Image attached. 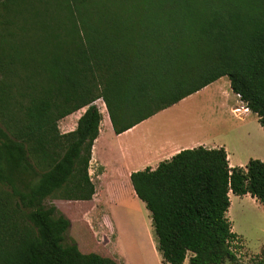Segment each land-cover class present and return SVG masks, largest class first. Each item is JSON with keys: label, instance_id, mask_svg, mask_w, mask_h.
Segmentation results:
<instances>
[{"label": "trees", "instance_id": "obj_1", "mask_svg": "<svg viewBox=\"0 0 264 264\" xmlns=\"http://www.w3.org/2000/svg\"><path fill=\"white\" fill-rule=\"evenodd\" d=\"M224 76L264 127V0H0V264H119L67 242L71 219L46 203L96 194V101L120 134ZM130 178L168 264L236 261L230 193L264 207V161L231 167L224 147Z\"/></svg>", "mask_w": 264, "mask_h": 264}, {"label": "rangeland", "instance_id": "obj_2", "mask_svg": "<svg viewBox=\"0 0 264 264\" xmlns=\"http://www.w3.org/2000/svg\"><path fill=\"white\" fill-rule=\"evenodd\" d=\"M227 80L228 77L225 78V81ZM211 93L212 90L195 94L193 98L180 102L167 114L151 122L148 129L150 127L161 129L159 135L162 138L171 136L173 139L193 140L196 136L215 132L217 128L228 127V118L220 120V124L216 122L217 114L214 107L215 101L218 105L222 104L221 92L218 99L216 96L211 98ZM96 104L103 115L110 117L103 99L97 100ZM244 107L246 105L243 103L234 106L233 114L239 118L243 117L248 112H245ZM85 110L83 108L77 111L73 115L74 119L80 118ZM252 117L248 119L253 125L252 143L244 148L242 156L261 159L264 158V132L259 128L258 120H254L256 116ZM68 122L69 119L61 120L62 132L69 130ZM97 172L98 168L94 162L90 173L96 182ZM123 185V189L129 186L126 181ZM73 201L53 198L46 201L47 204H57L71 219L72 225L67 234V242H77L85 253L96 252L115 258L119 264H168L163 262L161 252L158 250L152 214L143 200L125 193L118 201L111 203H102L98 198H93L90 202ZM229 217L234 231L240 238L233 246L237 255L236 261L227 260L224 264H264L263 205L255 197L236 196ZM190 256L191 253L187 258L188 264Z\"/></svg>", "mask_w": 264, "mask_h": 264}, {"label": "crops", "instance_id": "obj_3", "mask_svg": "<svg viewBox=\"0 0 264 264\" xmlns=\"http://www.w3.org/2000/svg\"><path fill=\"white\" fill-rule=\"evenodd\" d=\"M226 77L227 76H224L216 80L200 91L180 101L185 102L193 98L195 94H201L210 90L213 92L210 94L212 95L211 98L216 96L218 99L221 92V97L223 98L222 104L218 105V102L215 101L214 108L217 114L216 122L220 124V120L224 121V118H228V127H223L221 129L217 128L215 132H208L202 136H196L193 140L189 138L173 139L171 136L162 138V136L159 135L161 129L153 127L148 129L151 122L167 114L172 108L177 107L180 102L156 113L120 134L115 132L111 118L103 115L100 135L93 146V157L90 167L91 170L94 162H96L98 168L96 176L98 182L94 181L91 176L96 186V194L93 198H98L102 203L118 201L125 193H130L134 198H139L131 184L130 176L132 172L145 169L149 166L155 168L162 161L172 158L175 154L186 148H194L201 145L207 148L224 147L227 150L231 167L246 166L251 158H255L252 156L243 157L242 155H244V148L252 143L253 125L248 119L253 118L252 116H256L254 120L257 119V122L260 123L259 117L251 110L245 113L241 118L233 114L234 106L241 105L242 103L243 105L246 104L243 101L240 103L241 98L232 90L230 79L225 81ZM219 112H221V114H219ZM75 113L63 119H69V130L66 132L75 130L78 125L79 118L74 119L73 117ZM259 128L264 132V127L261 123ZM262 159L264 160V158H261V160ZM125 181L129 186L123 189ZM236 196L234 193H230V208H232L233 199ZM243 196L251 195L246 194ZM90 201L91 200H86L84 202ZM229 213L230 209L228 211V216ZM155 248L157 249L156 244ZM184 264H188V259H186Z\"/></svg>", "mask_w": 264, "mask_h": 264}, {"label": "built area", "instance_id": "obj_4", "mask_svg": "<svg viewBox=\"0 0 264 264\" xmlns=\"http://www.w3.org/2000/svg\"><path fill=\"white\" fill-rule=\"evenodd\" d=\"M244 109H245V112H247V111H249L250 109L246 106V107H244ZM239 111H240V109H238Z\"/></svg>", "mask_w": 264, "mask_h": 264}]
</instances>
